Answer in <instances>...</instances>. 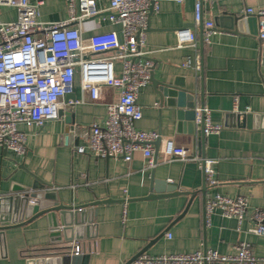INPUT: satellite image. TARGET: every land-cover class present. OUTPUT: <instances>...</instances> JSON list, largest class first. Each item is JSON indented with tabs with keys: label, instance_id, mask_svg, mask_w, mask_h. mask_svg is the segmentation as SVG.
<instances>
[{
	"label": "crops",
	"instance_id": "1",
	"mask_svg": "<svg viewBox=\"0 0 264 264\" xmlns=\"http://www.w3.org/2000/svg\"><path fill=\"white\" fill-rule=\"evenodd\" d=\"M108 5L109 0H97L100 14L75 23L85 37L112 29L122 37L121 26L108 19ZM248 7L263 9L264 0H203V34L208 29L206 22H213L203 55L194 0H160V9L149 15L143 49L152 61L151 80L139 91L143 116L136 124L161 135L155 166L148 165L140 150L134 151L130 162L76 150L83 143L81 130L105 120L109 99L118 95L116 89L102 87L100 99L93 101L76 83V124L71 136L65 132L64 117L49 120L42 128L20 125L26 133V152L19 154L0 146V222L8 212V197L22 195L25 187L35 183V176L50 183L49 188L68 204L111 200L86 208L84 218L91 222L88 231L82 230L84 238L80 240H58L48 214L7 228L0 236V264H29V255H46L54 247L69 243L72 251L79 244L80 253L89 255L87 264H132L129 261L144 249L152 255L198 249L228 254L236 251L241 240L252 243L264 264V234L248 231L254 222L246 218L239 228L236 218L223 216L220 211L212 213L207 221L202 191L206 184V201L216 193L246 195L250 209H264V42L258 35V17L247 14ZM69 16L68 0H43L39 5L41 20L58 21ZM232 16L238 17L234 24ZM17 17L16 7L0 6L1 21ZM183 27L197 32L196 47L176 46V30ZM189 58L191 65H184ZM197 61L199 68L195 67ZM153 76L168 82L183 80L197 93L196 109L203 90L212 122L223 128L205 134L202 142L199 125L195 133L190 132L193 125L179 116L186 108L168 105L160 97ZM165 138L201 155L204 149L206 157L218 159L217 183L207 182L202 165L196 161H161ZM152 176L175 185L180 193L145 198L156 193L151 191Z\"/></svg>",
	"mask_w": 264,
	"mask_h": 264
},
{
	"label": "built area",
	"instance_id": "2",
	"mask_svg": "<svg viewBox=\"0 0 264 264\" xmlns=\"http://www.w3.org/2000/svg\"><path fill=\"white\" fill-rule=\"evenodd\" d=\"M183 1V0H179ZM195 1V21L202 15L203 0ZM70 16L58 21H44L39 17V5L43 0H0V6H14L18 17L12 21L0 20V146L19 154L26 152V133L21 124L39 128L60 117L67 93L79 82L90 99L101 97L102 87L116 89L107 103V115L103 123L94 122L82 129L83 143L76 150L99 157H122L126 162L133 159L134 151L140 150L155 166L154 142L161 138L159 131L137 127L143 110L138 103L140 89L151 80L152 61L143 49L149 26L151 10L160 9V0H109L108 19L119 24L117 30L100 31L85 37L80 24L85 18L100 14L97 0H68ZM247 14L258 17V35L264 42V8ZM204 42L210 40L212 21H207ZM177 47L197 46V32L191 27L176 30ZM189 58L184 65H191ZM195 67L199 68V61ZM77 101V99H76ZM197 109V123L200 122ZM205 134L217 133L223 126L213 123L210 111L204 108ZM75 131V129H74ZM173 159L196 161L205 171L209 184H216L215 164L218 159L202 157L185 146L176 145L170 138L163 139L160 160ZM215 211L223 216L234 217L240 225L250 218L254 225L248 231L264 234V209H250L248 197H236L223 193L209 196L206 201V218ZM81 252L79 244L74 253ZM251 242L241 240L234 253H221L216 249H198L191 252L141 253L132 264H261Z\"/></svg>",
	"mask_w": 264,
	"mask_h": 264
},
{
	"label": "water",
	"instance_id": "3",
	"mask_svg": "<svg viewBox=\"0 0 264 264\" xmlns=\"http://www.w3.org/2000/svg\"><path fill=\"white\" fill-rule=\"evenodd\" d=\"M152 12V10H151ZM150 12V14H151ZM233 24L237 22L238 17L232 16ZM200 48L203 55L204 50V35H203V16L200 21ZM202 65V63H201ZM201 76H203V70L201 66ZM152 81L158 83L159 94L162 99H166L168 105L178 106L180 108H186L185 111H180L179 116L189 120L188 124L191 126L190 132L195 133V127L199 125L201 129L200 139L202 142L205 140V102L203 98V90L200 94V122L197 123V109H196V92L193 89L187 87L183 80H174L168 82L164 80H156L152 77ZM75 90L66 94L64 98V105L59 109L60 117H64L66 123L65 132L68 136L74 133L76 119H75V104H76ZM184 110V109H182ZM244 116V115H241ZM161 138H158L154 145L156 147L155 160H157L158 146ZM202 157H206V153L203 149ZM154 175V174H153ZM35 183L31 187H25L24 193L11 195L8 197L9 208L8 212L2 215L0 222V236L3 237L5 230L9 227L23 226L34 218L43 214H48L53 227V235L58 240L65 242H71L73 240L83 239L82 230L85 228L88 231V226L91 219H85L87 207H96L99 204L109 202L111 199L96 200L84 205H74L63 202L58 193L52 191L49 187L50 183L43 181L39 177L35 176ZM152 190L156 193H150L145 198H152L154 196H169L172 194H178L175 185H169L165 180L156 179L152 176ZM206 184L202 188L204 192L206 202ZM18 189V188H16ZM206 213V212H205ZM89 236V234L87 233ZM80 246V245H79ZM72 245L63 244L58 247H54L53 251L46 255H29V264H87L89 255L87 253L75 254L74 250H71ZM145 250V249H144ZM140 251L133 259L132 262L137 258L138 255L144 252Z\"/></svg>",
	"mask_w": 264,
	"mask_h": 264
}]
</instances>
